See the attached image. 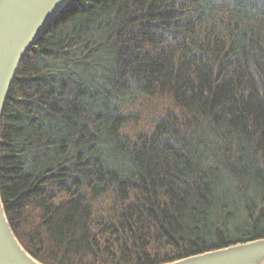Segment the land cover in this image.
<instances>
[{
	"label": "trees",
	"instance_id": "1",
	"mask_svg": "<svg viewBox=\"0 0 264 264\" xmlns=\"http://www.w3.org/2000/svg\"><path fill=\"white\" fill-rule=\"evenodd\" d=\"M0 199L40 264L264 238V0H70L7 95Z\"/></svg>",
	"mask_w": 264,
	"mask_h": 264
},
{
	"label": "water",
	"instance_id": "2",
	"mask_svg": "<svg viewBox=\"0 0 264 264\" xmlns=\"http://www.w3.org/2000/svg\"><path fill=\"white\" fill-rule=\"evenodd\" d=\"M69 0H0V117L16 71ZM0 264H40L14 237L0 199ZM168 264H264V238Z\"/></svg>",
	"mask_w": 264,
	"mask_h": 264
},
{
	"label": "bare ground",
	"instance_id": "3",
	"mask_svg": "<svg viewBox=\"0 0 264 264\" xmlns=\"http://www.w3.org/2000/svg\"><path fill=\"white\" fill-rule=\"evenodd\" d=\"M69 1H70V0H69ZM69 1H68V2H69ZM68 2H67V3H68ZM63 8H64V7H63ZM31 49H32V48H31ZM31 49H30V50H31ZM29 52H30V51H29ZM29 52H28V53H29ZM28 53H27V54H28ZM20 64H21V63H20ZM19 66H20V65H19ZM17 70H18V69H17ZM16 72H17V71H16ZM241 244H242V243H241ZM236 245H237V244H236ZM232 246H234V245H232ZM228 247H230V246H228ZM225 248H227V247H225Z\"/></svg>",
	"mask_w": 264,
	"mask_h": 264
}]
</instances>
